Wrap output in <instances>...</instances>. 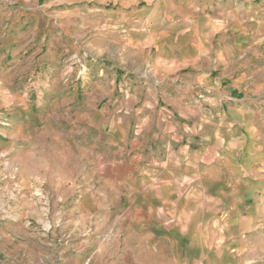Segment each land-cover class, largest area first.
I'll use <instances>...</instances> for the list:
<instances>
[{"label":"rangeland","instance_id":"1","mask_svg":"<svg viewBox=\"0 0 264 264\" xmlns=\"http://www.w3.org/2000/svg\"><path fill=\"white\" fill-rule=\"evenodd\" d=\"M120 1L0 0V264L155 260L149 234L123 215L139 148L117 136L119 120L132 126L139 108L154 120L156 91L120 73ZM246 2L251 36L236 61L264 128V0ZM257 241L249 259L264 264V233Z\"/></svg>","mask_w":264,"mask_h":264},{"label":"crops","instance_id":"2","mask_svg":"<svg viewBox=\"0 0 264 264\" xmlns=\"http://www.w3.org/2000/svg\"><path fill=\"white\" fill-rule=\"evenodd\" d=\"M207 1L122 0L113 13L120 73L156 91L155 121L139 108L117 135L139 148L121 199L149 234L147 264H252L264 233V128L236 61L251 36L241 16L249 3ZM137 90L124 112L135 111Z\"/></svg>","mask_w":264,"mask_h":264}]
</instances>
